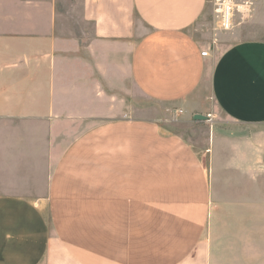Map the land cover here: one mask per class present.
<instances>
[{
	"label": "crops",
	"instance_id": "0c3cea01",
	"mask_svg": "<svg viewBox=\"0 0 264 264\" xmlns=\"http://www.w3.org/2000/svg\"><path fill=\"white\" fill-rule=\"evenodd\" d=\"M211 16L213 0H0V264H264L263 204L129 111L194 120L212 96L264 124V41L214 58Z\"/></svg>",
	"mask_w": 264,
	"mask_h": 264
},
{
	"label": "rangeland",
	"instance_id": "374dc122",
	"mask_svg": "<svg viewBox=\"0 0 264 264\" xmlns=\"http://www.w3.org/2000/svg\"><path fill=\"white\" fill-rule=\"evenodd\" d=\"M236 3L248 8L246 13L235 15L231 30H218L215 16H211L204 29L208 38H213L215 42L212 51L214 58L237 42L264 41V0H236ZM206 103L207 114L204 116L208 120L203 122L195 121L192 117L185 121L181 109L160 106L154 102L151 104L138 97L129 111L133 118L159 121L171 132L193 142L201 151H208L205 162L210 170L211 165H215L217 180L242 183L249 201L262 203L264 208V124H238L218 108L212 96L207 98ZM257 227L259 231L261 227L263 232L258 251L264 254V220L248 221V228L256 230Z\"/></svg>",
	"mask_w": 264,
	"mask_h": 264
},
{
	"label": "built area",
	"instance_id": "2783aa9c",
	"mask_svg": "<svg viewBox=\"0 0 264 264\" xmlns=\"http://www.w3.org/2000/svg\"><path fill=\"white\" fill-rule=\"evenodd\" d=\"M214 16L216 18L217 29L229 31L234 25L235 15L237 13H246L247 6L238 5L236 0H213ZM203 57H208L209 52L204 51Z\"/></svg>",
	"mask_w": 264,
	"mask_h": 264
},
{
	"label": "water",
	"instance_id": "95a60500",
	"mask_svg": "<svg viewBox=\"0 0 264 264\" xmlns=\"http://www.w3.org/2000/svg\"><path fill=\"white\" fill-rule=\"evenodd\" d=\"M194 120L195 121H200V122L202 121L203 122V121H207L208 120V117L207 116H204V115H199L198 114V115H195L194 116Z\"/></svg>",
	"mask_w": 264,
	"mask_h": 264
}]
</instances>
